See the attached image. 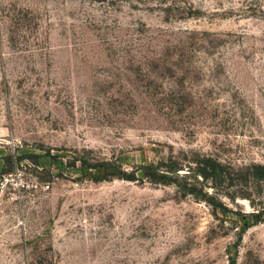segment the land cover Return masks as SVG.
I'll return each mask as SVG.
<instances>
[{"label": "rangeland", "instance_id": "obj_1", "mask_svg": "<svg viewBox=\"0 0 264 264\" xmlns=\"http://www.w3.org/2000/svg\"><path fill=\"white\" fill-rule=\"evenodd\" d=\"M257 165L264 0H0V264H264Z\"/></svg>", "mask_w": 264, "mask_h": 264}, {"label": "trees", "instance_id": "obj_2", "mask_svg": "<svg viewBox=\"0 0 264 264\" xmlns=\"http://www.w3.org/2000/svg\"><path fill=\"white\" fill-rule=\"evenodd\" d=\"M179 164L175 160H170L167 164H149V165H142L139 167L140 173L142 177L158 183H168L172 181L173 177L177 178L180 176L182 178L188 177V173H178L183 166ZM93 166H99L103 169V172L107 174L109 177L117 176L123 178H130L134 177V174H126L125 171L121 169V166L115 161H105L101 162L100 164H94ZM255 168V172H251L253 176L258 178H264V168L260 165L253 166ZM255 173V174H254ZM221 175L220 172V164L216 162L211 157H205L201 160L195 162V171L193 173L194 178L200 176L202 180H211L216 182ZM184 189L187 190L189 193H195V188L192 187L190 184L187 183L184 185ZM202 198L211 199L212 196H207L206 193H203ZM252 216L255 218V221L259 220V213H252Z\"/></svg>", "mask_w": 264, "mask_h": 264}]
</instances>
